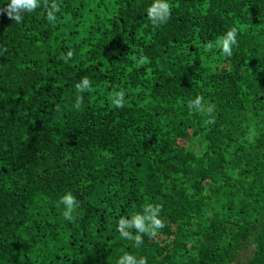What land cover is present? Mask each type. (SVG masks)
<instances>
[{"label":"trees","instance_id":"obj_1","mask_svg":"<svg viewBox=\"0 0 264 264\" xmlns=\"http://www.w3.org/2000/svg\"><path fill=\"white\" fill-rule=\"evenodd\" d=\"M0 264H264V0H0Z\"/></svg>","mask_w":264,"mask_h":264}]
</instances>
